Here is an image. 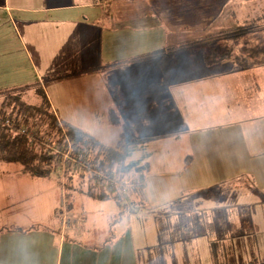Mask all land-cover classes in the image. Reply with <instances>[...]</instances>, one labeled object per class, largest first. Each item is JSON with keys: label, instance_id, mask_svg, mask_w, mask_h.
Returning <instances> with one entry per match:
<instances>
[{"label": "crops", "instance_id": "1", "mask_svg": "<svg viewBox=\"0 0 264 264\" xmlns=\"http://www.w3.org/2000/svg\"><path fill=\"white\" fill-rule=\"evenodd\" d=\"M102 1L0 0V93L38 89L51 105L47 89L58 80L70 84L78 78L74 91L58 90L59 101L73 100L80 112L108 119L106 137L102 131L95 137L126 160L140 150L178 148L183 140L189 150L202 144L203 157L190 152L181 171L144 177V188L134 193L139 213L172 215L180 228L166 241L139 240L135 248L130 225H122V211L117 213L110 200L131 220L135 213L128 203L86 193L94 208L82 207L74 215L67 186L70 224L62 228L61 179L58 189L50 176L32 177L20 165L0 161V264H264V62L209 63L201 49L203 62L143 65L155 54L174 53L177 41L169 44L165 30L174 28L165 12L168 1L139 4L133 9L138 14L130 17L125 13L138 2L113 0L109 25L99 30L108 10ZM203 1L211 8L209 22L200 17L202 11L209 15L201 5L178 12L191 36L207 31L221 7L243 0ZM150 9L157 24L138 28L125 22ZM238 17L233 12L226 20L235 25ZM257 17L252 11L242 22ZM116 20L126 25L112 27ZM95 44L101 64H95ZM180 118L187 119L189 132L171 126ZM165 127L176 137L162 145ZM131 150L136 152L127 154ZM164 157L158 163L168 165ZM196 165L204 171L188 173Z\"/></svg>", "mask_w": 264, "mask_h": 264}, {"label": "rangeland", "instance_id": "2", "mask_svg": "<svg viewBox=\"0 0 264 264\" xmlns=\"http://www.w3.org/2000/svg\"><path fill=\"white\" fill-rule=\"evenodd\" d=\"M97 2H101L102 0H95ZM127 2H130L131 0H126ZM134 1V0H133ZM138 2L137 5H130L131 9L125 13V15H129L130 17H134L135 11V6H138L139 4H147L150 3L151 1H154L156 3L162 2L161 0H135ZM141 1V2H139ZM165 1L166 5L169 6L168 10L165 11L166 13H169L171 19L173 20V25L174 28L171 29H165L166 33L169 34V44H171V41L176 42V45H173L171 50H174V53L172 54H164V53H159L155 54L146 60H144L143 65H192L195 61L197 62H203V56H202V50L201 49H207V52L204 53V55H208V53H212L213 50H216L218 53H223V54H228V59L233 60L237 65H241L240 63L242 62V59H245V65L249 64H256L258 63L261 58L258 56V58H251L247 57L246 54H243L242 51V43L243 40H246L247 46L248 47H254L257 42L263 41L264 39V0H243L240 1L239 3L237 2H232L227 4V2L223 3V6L227 4L223 9L221 7V11L216 18V20H213V22L210 24L209 29L207 31L203 32V34H198L196 36H191L190 33H192L189 29V24L186 18H180L178 15V12H184L186 11L187 8H192L194 6L195 9L201 5V9L206 10V16L204 15V11H202V15L200 16L202 19H204L206 22H209V19L207 17H211V8L208 9L207 6L204 4L203 0H163ZM105 6H107L108 10L104 12V18L106 20H103V23L100 25H97V28L99 30H102V28L107 27L108 24V19H107V12L108 13H113L114 7H113V0H103L102 1ZM132 3V2H131ZM129 3V4H131ZM238 4V5H237ZM154 10L150 9L147 13V15L139 17L137 20H132V21H125L129 25L142 28V27H150L152 25L157 24L159 18L153 14ZM252 11H255L256 14L258 15L257 21L253 22H248L243 23V18L244 16L248 15ZM234 12L235 16H239L237 18L238 21H236V26L229 24L230 21H227L230 15ZM165 13V14H166ZM224 14V17H223ZM255 16V15H254ZM252 18V17H251ZM227 19V20H226ZM246 20V19H245ZM243 21V22H242ZM165 22V21H164ZM124 22L122 20H116L112 22V27H121L125 26L126 24H123ZM197 25L203 26L201 24L196 23ZM128 25V26H129ZM193 26L194 23L192 22L190 26ZM213 25V26H212ZM255 25V26H253ZM207 26V24H206ZM208 28V26H207ZM247 29L251 30V32L245 36H241L242 33L247 31ZM176 36V38H175ZM242 37V38H239ZM166 49V48H165ZM205 49V50H206ZM249 49L247 48L246 51ZM176 52V53H175ZM97 54V57H95V64H101V59L98 58V50H97V44H95V56ZM227 60V59H225ZM241 60V61H240ZM221 62V61H220ZM75 77L72 78L70 84H62V80H58L51 86V88L47 89V93L52 99V107L55 105L56 109L52 110L51 105L50 109L51 111L56 115L58 120L62 123L64 126H71L77 130H80L87 134L88 136L92 137L93 139L99 141L95 137H98V131H102L104 134V138L106 137V130L109 129V124L108 119H97L95 118V112H80L79 108L77 109L76 107H80L79 104H77L75 101L70 100L69 102L62 103L59 101V89H66V90H73L75 86L77 87L76 82L81 81L78 78L74 79ZM78 82V83H79ZM53 90V91H52ZM19 94L21 95L20 98L25 100L27 103L30 104H36L41 101V90H35V91H30V92H23V91H12V92H7V93H0V106L3 103L8 102L12 97H18ZM74 94V92H72ZM44 95V94H43ZM45 96V95H44ZM46 97V96H45ZM47 99V97H46ZM90 106L92 103H88ZM93 114V115H91ZM168 121V119H167ZM175 122H178L177 124L171 125L174 130L175 128H178L181 132H189L190 127L187 124V119L186 118H180V119H175ZM178 126V127H177ZM103 129V130H101ZM34 131V130H33ZM65 130L62 131L61 135L59 137H56L52 140L50 139H41V141L45 143H51L55 145V148H61L62 150L66 148V137L64 136ZM171 131L167 129L166 127L163 129V134L160 136L159 141L164 140V143L162 145H166V141L168 139H171V136L176 137V135H171L169 134ZM37 134V133H36ZM38 135V134H37ZM180 138L183 137V134L180 133ZM188 135V134H186ZM185 136V135H184ZM39 137V135H38ZM99 138V137H98ZM186 139V138H185ZM185 140L182 141V143L179 145L178 148H173V149H157L155 151H150V150H140L137 151V158H132L129 160H126V157L124 159V164L131 166V167H144L143 169V177L147 176H155L159 173H166V174H176L177 172L181 171L183 168L186 167L184 165L185 160L184 158L188 156V154H191L190 152H193L194 155H199L201 154V157H203V154L205 153L204 148L202 144L199 146H193L192 150H189V148L185 149ZM41 144V143H40ZM170 146V145H167ZM176 146V144L172 145ZM42 147L47 151V146L42 145ZM171 148V147H170ZM134 152V151H127V154ZM136 152V151H135ZM134 152V153H135ZM148 153L151 154V159L149 161H146L148 158ZM70 154H76V155H81L86 158L87 160V168L85 171H73L71 168L66 174L73 173V176H75L74 179L69 180L68 177L65 174V179H64V187L67 186V193L71 194L73 196V203L74 207L71 209L72 214L77 215L79 214L78 211L83 207L85 208H94L95 202H91L87 196V192H89L91 189L94 190V185L95 181L91 179L93 178V173H95V168H92L89 164V157L95 155V151H93L91 154L88 152L86 153H79L74 150L71 146ZM157 156H155V155ZM162 155L165 156L164 159L168 162V165H161L159 164L158 157ZM145 159V160H144ZM139 160H142L139 163ZM14 167H19L18 164H11ZM54 167H52V171L50 174V180L52 181L53 184L56 185V187L59 189L60 186V180L61 179V171L60 168L57 165V161L55 160ZM190 173L191 171L195 170L197 173H200V171H204L205 167L204 166H192L190 167ZM188 175V174H187ZM117 177V176H116ZM118 179H123L121 177H117ZM135 176H131V179H134ZM156 180H152L151 183H155ZM69 183V184H68ZM69 185V186H68ZM145 186V181L143 180V188ZM99 189L105 191L107 194H110L107 192L102 185H97ZM142 188V189H143ZM135 192H140L139 189H134L133 191H129L130 199L128 197L127 201L122 204H127L126 206H129L132 208V211L135 213L134 216H131V220L128 217V213L123 209V206L119 204L122 207H117L116 203L114 202L113 198H111V203L112 205H115L117 213L121 212L120 217L124 219V222L122 225H130L131 227V235H132V240L135 248H139L140 244L138 243L139 240L144 241L145 239L148 241L151 240H157L161 239L166 241L169 239V232L172 231H178L180 228V224L177 223V221H174V218L172 215H167L162 217L161 215L155 213V211L150 212V209L148 212H140L139 210H136V208L140 207L137 205V194L135 195ZM128 195V196H129ZM221 199V198H220ZM130 200V202H129ZM135 202V203H134ZM91 203L92 207H91ZM118 203V202H117ZM119 209V210H118ZM144 209V208H143ZM145 210V209H144ZM119 217V218H120ZM179 238V237H178ZM181 238V237H180ZM152 249V248H151ZM150 264H154L153 262ZM166 264V263H164Z\"/></svg>", "mask_w": 264, "mask_h": 264}, {"label": "trees", "instance_id": "3", "mask_svg": "<svg viewBox=\"0 0 264 264\" xmlns=\"http://www.w3.org/2000/svg\"><path fill=\"white\" fill-rule=\"evenodd\" d=\"M250 32L251 30L247 29L241 36H245ZM247 45L246 40H243L241 52L250 59L259 56L260 61L264 62V39L258 41L254 47H248ZM247 48L248 51H246ZM205 49H202L203 53L207 52V49ZM228 56V54L217 53L216 50H213L211 54L205 55V60L209 63L220 62L228 59ZM240 64L245 65V59H242ZM20 96L19 94L18 97H12L0 106L1 162L18 164L22 167L24 173L32 177H49L56 159L42 147L44 143L41 139L52 140L59 137L62 131L65 130L64 136L75 151L81 154L86 152L91 154L95 151V155L89 157V164L92 168L103 173H114L117 177L123 178L131 184L129 191L142 190L144 167L125 165L124 153L100 143L80 130L62 125L51 111L49 102L43 94H41V101L38 104L27 103ZM133 175L135 178L130 180ZM91 179L93 178L91 177ZM95 188L98 187L95 186L94 190L91 189L87 194L99 200L114 197L120 202L118 196L107 194L101 189L100 194L95 193Z\"/></svg>", "mask_w": 264, "mask_h": 264}, {"label": "built area", "instance_id": "4", "mask_svg": "<svg viewBox=\"0 0 264 264\" xmlns=\"http://www.w3.org/2000/svg\"><path fill=\"white\" fill-rule=\"evenodd\" d=\"M67 139V138H66ZM47 146V152L54 156L57 161V165L61 171V199L58 209V215L61 217L62 228H67L69 226V218L67 216V205H66V194L64 187L65 172L71 168L73 171H85L87 168V160L85 157L76 154H70L71 144L68 139L65 142V150L55 148V145L51 143H45ZM44 144V145H45ZM93 180L95 181V186L102 185L104 189L118 196L122 201H127L126 197L131 188V184L124 179H118L114 173H103L95 169L93 173Z\"/></svg>", "mask_w": 264, "mask_h": 264}]
</instances>
